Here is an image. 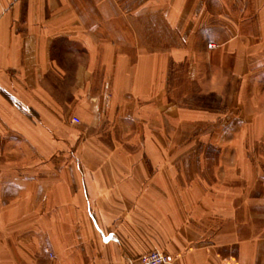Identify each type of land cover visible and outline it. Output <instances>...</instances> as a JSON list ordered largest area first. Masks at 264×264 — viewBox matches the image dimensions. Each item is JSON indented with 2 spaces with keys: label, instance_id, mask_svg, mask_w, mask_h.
Wrapping results in <instances>:
<instances>
[{
  "label": "crops",
  "instance_id": "1",
  "mask_svg": "<svg viewBox=\"0 0 264 264\" xmlns=\"http://www.w3.org/2000/svg\"><path fill=\"white\" fill-rule=\"evenodd\" d=\"M152 250L264 264V0H0V264Z\"/></svg>",
  "mask_w": 264,
  "mask_h": 264
},
{
  "label": "built area",
  "instance_id": "2",
  "mask_svg": "<svg viewBox=\"0 0 264 264\" xmlns=\"http://www.w3.org/2000/svg\"><path fill=\"white\" fill-rule=\"evenodd\" d=\"M210 47H213V45H210ZM72 121L76 124L80 123L78 118H74ZM138 264H178V261L175 256L167 252L152 250L141 256L138 260Z\"/></svg>",
  "mask_w": 264,
  "mask_h": 264
}]
</instances>
